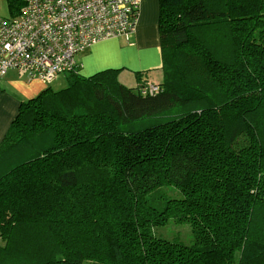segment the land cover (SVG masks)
Returning <instances> with one entry per match:
<instances>
[{
    "label": "trees",
    "instance_id": "1",
    "mask_svg": "<svg viewBox=\"0 0 264 264\" xmlns=\"http://www.w3.org/2000/svg\"><path fill=\"white\" fill-rule=\"evenodd\" d=\"M222 1L160 0L158 92L81 75L89 46L66 89L21 105L0 143V264H264V13ZM170 218L190 243L157 235Z\"/></svg>",
    "mask_w": 264,
    "mask_h": 264
},
{
    "label": "built area",
    "instance_id": "2",
    "mask_svg": "<svg viewBox=\"0 0 264 264\" xmlns=\"http://www.w3.org/2000/svg\"><path fill=\"white\" fill-rule=\"evenodd\" d=\"M142 0H25L19 15H0V81L9 69L51 82L77 65L76 54L135 32ZM149 83L142 92H158Z\"/></svg>",
    "mask_w": 264,
    "mask_h": 264
},
{
    "label": "crops",
    "instance_id": "3",
    "mask_svg": "<svg viewBox=\"0 0 264 264\" xmlns=\"http://www.w3.org/2000/svg\"><path fill=\"white\" fill-rule=\"evenodd\" d=\"M160 0H142L132 42L122 37H112L92 44L78 58V71L93 76L107 69L118 70L120 82L137 87L145 82L159 84L163 80V55L159 36ZM155 70V71H154ZM161 71L154 77H143L134 85H127L121 77L132 76L126 72ZM143 79H147L142 82ZM42 81V80H41ZM30 79L14 69H9L0 81V142L11 128L21 105L37 96L46 84ZM45 86V87H43ZM143 89V88H142Z\"/></svg>",
    "mask_w": 264,
    "mask_h": 264
},
{
    "label": "rangeland",
    "instance_id": "4",
    "mask_svg": "<svg viewBox=\"0 0 264 264\" xmlns=\"http://www.w3.org/2000/svg\"><path fill=\"white\" fill-rule=\"evenodd\" d=\"M22 1L23 0H0V15L5 16V17H9V18L15 17L19 13V12H17L18 8L22 7V5H23ZM251 1H253L257 5H259L260 6L259 9L262 10L264 13V0H251ZM221 2L223 3L222 0H221ZM195 36H196V38L202 39L205 43L207 42L208 45H211L213 47L214 46H217V47L221 46L222 47L224 45L221 40L214 41L211 38L206 37L202 33V31H200V30H196ZM256 37H264V32L257 31ZM76 58L77 59L79 58V54L76 56ZM154 71H151L150 73H148L146 71L135 72V73L128 71V72H126V74H130V76H132L131 79H129L125 75H123L121 77V79L127 85L132 86V85L136 84V82H138V80L140 78H143V77L150 78V77H154L156 74H159V73L161 74L160 70L156 71V72H154ZM79 73L85 77H88L87 75L83 74L80 71H79ZM69 79H70V72H66V73L59 74L57 77H55L49 83L44 82L43 80L42 81L44 82V84H46L45 85L46 87H50L52 91L57 92V91H62L63 89H66L69 86V84H70ZM118 79L120 80L119 73H118ZM38 80L41 81V79H38ZM45 86H43V87H45ZM133 87H135V86H133ZM70 96L73 97V100H75V101L79 100V92L78 91H73L70 94ZM59 101H63V99L61 98V99H59ZM70 102H72V100ZM12 125H13V122H12ZM10 129H8L7 134L10 132ZM13 130H14V126L12 128V131ZM17 149L20 150L22 153L21 155L23 158L20 161H23V160L27 159V157H31V155H32V153L30 152V149L28 147H25L24 145L17 146ZM154 193H156V197L153 198V197L149 196V198H150L152 205H154L156 207H163L164 203L167 200V194L171 195V196H176L178 194L177 191L171 187H167V188H163V189L161 188ZM24 229H27V225L23 223L17 229L18 232L16 235H20V232H22ZM155 231H156L157 235L162 236L163 238L170 239V240L176 238V239H180L186 243H190L191 240L193 239V235H192L191 228H190V223L187 221L177 220L174 218H170V220L167 223L157 226L155 228ZM0 243L3 244V242L1 240H0ZM24 257L29 260L28 263H30V264H36V263L41 262V260H39L38 258L29 257V255L24 256ZM2 258L4 260L3 261L4 264H8V262H10V260L7 259L6 257L3 256ZM88 262L89 261H86L84 264H90Z\"/></svg>",
    "mask_w": 264,
    "mask_h": 264
},
{
    "label": "bare ground",
    "instance_id": "5",
    "mask_svg": "<svg viewBox=\"0 0 264 264\" xmlns=\"http://www.w3.org/2000/svg\"><path fill=\"white\" fill-rule=\"evenodd\" d=\"M1 143V142H0Z\"/></svg>",
    "mask_w": 264,
    "mask_h": 264
}]
</instances>
